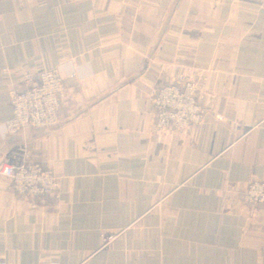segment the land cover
Listing matches in <instances>:
<instances>
[{"label": "crops", "instance_id": "obj_1", "mask_svg": "<svg viewBox=\"0 0 264 264\" xmlns=\"http://www.w3.org/2000/svg\"><path fill=\"white\" fill-rule=\"evenodd\" d=\"M53 69L62 123L8 137L11 92ZM182 73L203 121L157 134L152 90ZM34 163L59 189L0 173L7 264H264V206L226 196L264 181V0H0V165Z\"/></svg>", "mask_w": 264, "mask_h": 264}, {"label": "built area", "instance_id": "obj_2", "mask_svg": "<svg viewBox=\"0 0 264 264\" xmlns=\"http://www.w3.org/2000/svg\"><path fill=\"white\" fill-rule=\"evenodd\" d=\"M68 99V87L58 69L28 72L22 84L11 92L12 118L4 124L8 137L23 129L50 131L61 123V110ZM153 127L157 134L184 132L201 125L204 110L198 101V87L187 74L172 75L151 93ZM227 125L226 119H221ZM0 173L14 193L32 202H44L55 197L59 189L56 173L41 164L18 167L0 165ZM228 199L240 200L246 206H264V181H253L243 193L230 187ZM0 264L7 262L0 258Z\"/></svg>", "mask_w": 264, "mask_h": 264}]
</instances>
